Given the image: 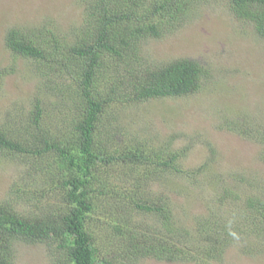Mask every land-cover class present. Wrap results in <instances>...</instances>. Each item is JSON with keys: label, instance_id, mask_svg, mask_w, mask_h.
<instances>
[{"label": "trees", "instance_id": "trees-1", "mask_svg": "<svg viewBox=\"0 0 264 264\" xmlns=\"http://www.w3.org/2000/svg\"><path fill=\"white\" fill-rule=\"evenodd\" d=\"M200 1L85 0L82 26L73 38L51 28L7 29V48L29 60L43 84L42 95L30 100L20 123L0 125V153L47 178L13 187L16 200L0 201V264H15L19 242H57L67 264H113L121 256L133 261L141 256L192 258L190 233L175 227L174 207L164 195L154 199L150 184L174 189L170 177L186 173L181 161L196 141L191 137L177 145V133L162 138L134 131L137 117L127 109L199 90L205 71L201 62L157 63L143 45L181 26ZM229 3L264 38V0ZM229 122L227 127L240 134L251 131L264 145V124L250 126L242 117L235 125ZM205 143L212 161L216 149ZM203 164L199 171L209 166ZM27 193L36 196L34 215L15 208ZM227 198L222 193L218 200ZM245 206L264 245V198L248 197ZM136 217L145 219L143 227ZM229 230L222 221L203 230L212 232L207 256L221 253L228 242L222 232ZM99 241L111 249L110 259L100 258Z\"/></svg>", "mask_w": 264, "mask_h": 264}, {"label": "rangeland", "instance_id": "rangeland-1", "mask_svg": "<svg viewBox=\"0 0 264 264\" xmlns=\"http://www.w3.org/2000/svg\"><path fill=\"white\" fill-rule=\"evenodd\" d=\"M84 6L85 0H0V125L20 123L29 112L30 100L42 95L43 84L30 61L7 48V29L39 32L51 28L73 38L82 26ZM188 14L174 31L144 42L143 51L157 63L176 58L201 62L205 71L199 90L183 97L149 99L127 112L137 117V124L131 126L134 131L148 130L162 138L177 133V145L187 144L191 137L196 141L181 161L186 173L170 177L169 184L176 183L174 189H164L157 181L150 184L154 199L164 195L174 207L175 227H185L190 233L187 243L191 242L192 258L141 256L133 261L121 256L113 264H264L263 241L250 225L245 206L248 197L264 198V145L253 132L240 134L225 125L228 119L235 125L241 117L250 126L264 124V38L252 22L234 13L229 0H201ZM205 142L216 149L212 161ZM206 161L209 166L199 171ZM41 175L46 177V173L0 153V201L16 200L12 188L43 180ZM222 193L228 198L220 203ZM22 197L15 208L36 214L35 194ZM211 211L215 216L210 220ZM135 221L144 226L145 219L136 217ZM221 221L231 228L222 232L228 242L221 253L215 250L207 256L212 232L203 230ZM104 241H99L100 258L110 259L112 252ZM16 250L15 264H67L54 241L19 242Z\"/></svg>", "mask_w": 264, "mask_h": 264}]
</instances>
